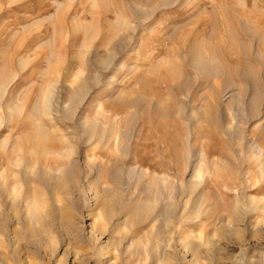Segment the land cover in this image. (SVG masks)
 I'll return each instance as SVG.
<instances>
[{"label": "rangeland", "instance_id": "374dc122", "mask_svg": "<svg viewBox=\"0 0 264 264\" xmlns=\"http://www.w3.org/2000/svg\"><path fill=\"white\" fill-rule=\"evenodd\" d=\"M0 264H264V0H0Z\"/></svg>", "mask_w": 264, "mask_h": 264}]
</instances>
